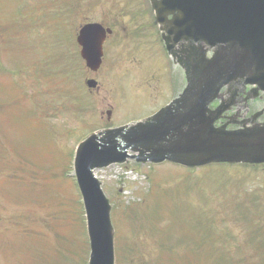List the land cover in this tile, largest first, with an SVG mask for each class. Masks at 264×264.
<instances>
[{
	"label": "rangeland",
	"instance_id": "1",
	"mask_svg": "<svg viewBox=\"0 0 264 264\" xmlns=\"http://www.w3.org/2000/svg\"><path fill=\"white\" fill-rule=\"evenodd\" d=\"M98 1L100 5L91 15L92 19L102 21L105 26L111 25L115 28H113L112 37L109 38L110 40L107 39L104 45L106 59L97 75L98 87L89 92L92 100L72 97L73 101H70L72 98L68 99V109L58 111L60 102L66 98L57 91V88L67 90L62 83H59L51 96L44 95L41 99L36 94L34 95V92L31 95L26 94L27 98L20 95L19 112L26 113L34 108L37 116L42 120L46 116L45 108H49V115H54L49 120H43L47 128L42 135L47 139L41 140L43 148L41 151L31 137L34 133V126L29 124L26 118L23 119L19 116L17 125L12 129L16 132H11L6 117L1 116L0 128L6 133L5 136L2 135L3 145L6 141L12 145V147L4 146L9 165L17 168L21 164V159L14 153V150L25 146L22 152L26 159L30 157L29 166L33 167L31 169L37 182H41L44 180L43 178L51 177L54 181H60L61 178L67 186L69 195L63 190L49 187L41 202L43 206L37 204L16 205L13 204L14 202L11 203L8 198L1 196L0 264H8L9 253L6 251L11 247L9 240L13 238V235L17 237V243L13 251L14 254L10 255L19 257L15 260L12 259L10 264H87L89 249L84 217L78 206V194L71 178L70 157L76 139L109 125L118 128L137 122L172 98V93L151 91L149 86L144 83L146 77L151 78V74L145 73V71L149 73L148 68L154 69L156 74L160 75L161 80L165 77L167 69H175L172 60L160 49L162 44L156 27H151L153 25L152 18L146 0ZM130 1L132 3H129ZM19 3L22 2L19 0ZM35 3L36 0H26L25 9L17 7L15 10L12 3L0 0V25L5 16L11 21L13 14L17 16V20L24 19V10L32 20H28L27 24L23 25V27H31V30L24 29L25 33H18L25 38L26 43L14 40L15 45H12L13 49L20 51V59L16 57L14 64L20 65L27 71V75L22 80L26 86L34 84V74L39 73L47 63L64 66L66 57L69 58L64 51H60L56 44V36L62 29V24L66 27V20L62 22L61 16L36 10ZM141 5L146 12V15L141 18L129 17L128 19L124 15V11L131 10L130 13H132L135 6ZM70 20L69 18L67 29L69 32H73V25L78 22ZM149 21L151 26H149ZM137 22L140 24L137 29H134ZM123 29L125 30L123 31ZM130 31L138 33L136 35L142 37L138 43L131 45L129 42L127 45L129 37L134 35L125 36ZM28 38H30L29 41L26 40ZM49 41H52V44L56 46L55 51L50 48ZM111 41L114 42L112 46L109 43ZM132 46L138 47V51L141 53L140 57L144 59L140 65H137L140 58L134 54L133 59L131 55ZM5 56L10 58L7 53ZM70 58L72 60V56ZM74 61L77 65L67 66L70 71L75 66L79 69L76 58L73 63H75ZM8 71L9 69L4 68L3 73L0 72V86L3 87V98L5 99L17 93L10 77L4 74ZM88 74L84 80L91 76L94 77V75ZM82 76L81 80L83 81ZM162 86L164 89L167 87L166 78L163 79ZM71 91L79 92L82 95V87L80 90L75 87ZM87 103L90 104L87 105ZM91 103L94 104V108ZM76 106L79 108L78 110L75 109ZM107 110H111L109 120H107ZM79 112L83 113L77 114ZM11 169L7 167L0 173V187L3 188L2 184L7 183L2 179L4 176H13ZM201 169L189 172L166 162L161 165L149 166L146 164L137 165L133 160H130L122 166L111 165L97 171L112 206L111 218L116 227L115 254L117 258L119 257L116 264H189L190 262L192 264H212L215 257L221 254V251L211 244L212 241L199 235L197 243L193 241L179 243L180 240L183 242L184 238L191 240L194 235L192 227H187L183 223L175 228L173 224V222H179V210L188 212L190 207L193 211L196 210L197 217V220L192 223L197 221V226H201L202 219L210 218L212 219L210 227L204 224L206 229L209 232L215 230L213 235L218 234L217 228L222 230L224 247L232 249L237 247L238 249L241 240L243 242L246 237L251 241L253 238V241L262 239L252 224H247L242 219L244 223L242 225L234 220L236 215L230 209L229 198L232 197L230 196L232 193L236 194L234 190L243 188L257 189L258 194L264 197V175L257 174L259 171L254 172L251 167L243 169L242 174H231V170H234L231 168L227 169L230 170L228 173H223L225 170L213 168V172H207L208 176L218 179L213 183L212 188L208 187L212 179L206 178L201 184V180L196 179L198 176H194L197 172L202 171ZM18 174L20 173L18 172ZM202 175L203 173H200L199 177ZM234 176L243 178L244 182L234 181ZM14 177L18 176L14 175ZM223 181L227 186L224 190L226 199L222 192L218 195L216 193L206 196L207 198H200V194L196 192L198 189H206V191L216 189ZM17 183L19 184L20 181ZM196 197L199 198L198 202L204 208L201 214H198V208L194 204ZM70 198L73 203L71 217ZM186 200L191 201V205L187 204ZM248 206H257V213L264 216V202L263 204L252 203ZM183 218L185 219V216ZM184 219L182 220L185 221ZM223 219L226 221L224 222ZM129 221H140L141 223L129 228L127 227ZM63 222L69 225H61ZM197 226L196 229L200 230ZM25 228L30 229V233L22 236V231ZM229 230L235 235V244H230L228 241ZM184 252H186V257L191 258L180 260L182 257L180 255H183ZM238 253V263H242L244 254L241 251ZM254 255L250 254L249 257ZM256 255L258 261H263L264 250Z\"/></svg>",
	"mask_w": 264,
	"mask_h": 264
},
{
	"label": "water",
	"instance_id": "2",
	"mask_svg": "<svg viewBox=\"0 0 264 264\" xmlns=\"http://www.w3.org/2000/svg\"><path fill=\"white\" fill-rule=\"evenodd\" d=\"M150 1L161 24L177 9L165 27L173 42L167 46L178 55L188 83L178 99L153 116L98 131L78 146L74 170L86 214L88 264H114L110 205L94 175L96 168L126 158L154 163L168 160L187 167L264 162V122L232 131L216 129L213 122L224 108H208L224 84L264 75V0ZM104 35L96 24L80 30L82 55L92 67L99 62ZM176 42L179 48L175 50ZM212 46H216L214 56L207 59L205 52ZM128 150L138 155H129Z\"/></svg>",
	"mask_w": 264,
	"mask_h": 264
},
{
	"label": "trees",
	"instance_id": "3",
	"mask_svg": "<svg viewBox=\"0 0 264 264\" xmlns=\"http://www.w3.org/2000/svg\"><path fill=\"white\" fill-rule=\"evenodd\" d=\"M0 32L3 33L4 30H2L1 28ZM3 69L4 67L0 65V71H3ZM11 82L12 84L16 85L14 88L17 93H14V95L8 99L3 98V87L0 86V104H1L0 121H1V116L6 117L7 123L11 126L12 129H14L15 126L17 125L19 116L23 119L26 118L27 122L34 126V133L31 137L36 142L39 151H41L43 150L41 140L47 139L42 135V133L46 131L45 126L44 124L38 123L37 121L38 116L34 110L27 111L26 114H21V113L17 114L10 109L9 106L17 105L19 96L21 94H25L23 90L20 87H18L17 82L15 81H11ZM12 132H16V130H12ZM10 146L12 145L10 144ZM24 147L25 146H20L19 148H15L14 152L16 155L20 157L21 164L17 168H15V166L11 167L7 159V152L2 142V133L0 130V173L5 171L6 168L8 167L9 169L12 168L11 172L13 174V176L8 175L2 178L7 183L2 184L3 188L0 189L1 191L0 194H2L1 196L8 198L10 202H14L16 204H32V205L37 204L39 206H43L41 202L43 196L46 194V191L49 189V187H54L55 189L63 190L65 193L68 194L67 186L64 184L63 182L64 180L62 179L61 182H59L58 180L54 181L50 177V178H43L44 180H42L41 182H37V178L33 174L34 173L32 170L33 167L29 166L30 157L26 159L23 155L22 149ZM18 172L20 173V175L18 174ZM14 175L18 177L15 178ZM18 181H20L19 184L17 183ZM255 199L256 198L254 193H251L248 196L241 198V207H243L244 210H246L244 214L249 217L252 223L255 222L259 217V215L252 210L253 208H257V206H252V207L248 206L249 204L255 202ZM78 206L80 208L79 203ZM61 225L67 226L66 224H61ZM260 228L261 227H258L257 231H259ZM260 246L264 247V242L261 244H253V243L247 244L245 248L247 252H250V251H256ZM222 259H223V264H238V262L235 261L233 258H231V255L229 254L225 255ZM255 261H256V257L254 256L249 257L247 255L246 257H244L243 262L239 264H254Z\"/></svg>",
	"mask_w": 264,
	"mask_h": 264
}]
</instances>
